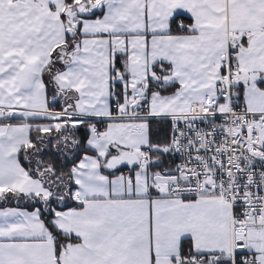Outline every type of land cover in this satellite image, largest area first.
I'll list each match as a JSON object with an SVG mask.
<instances>
[{
    "label": "snow or ice",
    "instance_id": "6c2138e0",
    "mask_svg": "<svg viewBox=\"0 0 264 264\" xmlns=\"http://www.w3.org/2000/svg\"><path fill=\"white\" fill-rule=\"evenodd\" d=\"M0 204V264H264V0H0Z\"/></svg>",
    "mask_w": 264,
    "mask_h": 264
},
{
    "label": "trees",
    "instance_id": "16d2710c",
    "mask_svg": "<svg viewBox=\"0 0 264 264\" xmlns=\"http://www.w3.org/2000/svg\"><path fill=\"white\" fill-rule=\"evenodd\" d=\"M166 163H167V161H166ZM5 206H9V205L0 204V207H5Z\"/></svg>",
    "mask_w": 264,
    "mask_h": 264
}]
</instances>
